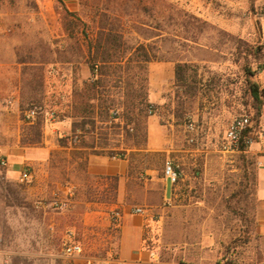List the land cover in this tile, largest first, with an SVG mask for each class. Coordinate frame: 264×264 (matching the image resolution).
I'll return each instance as SVG.
<instances>
[{
    "label": "rangeland",
    "instance_id": "374dc122",
    "mask_svg": "<svg viewBox=\"0 0 264 264\" xmlns=\"http://www.w3.org/2000/svg\"><path fill=\"white\" fill-rule=\"evenodd\" d=\"M73 3L0 0V60L26 63L20 70L0 68V264H85V257L104 259L118 245L119 228L112 226L111 216L121 210L106 208L113 194L86 185L84 153L71 158L53 153L48 181L41 185L34 177L11 180L1 163L2 148L41 141L44 115L29 126L24 124L28 109L42 105L55 117L70 115V88L59 90L58 71L65 62L74 65L76 89L101 80L92 116L98 123L79 127L77 143L124 158L127 149L146 146L148 119L161 117L180 132L186 150H198L193 157L186 153V207L166 218L160 214L156 223L153 247L161 259L170 264H256L257 165L248 153H223L221 144L235 117L254 115L247 70L262 67L264 0ZM99 33L103 40L111 33L116 42L112 63H99L102 75L93 77L88 58ZM176 63L189 65L184 82L176 80ZM143 83L145 100L138 97ZM257 131L252 143L259 139ZM23 171L33 174L29 166ZM29 186L43 190L29 191ZM60 201L67 202L64 209L55 204ZM95 204L104 205L98 209ZM92 210L108 217L110 241L102 226L86 224ZM68 241L82 245L80 258L62 256Z\"/></svg>",
    "mask_w": 264,
    "mask_h": 264
},
{
    "label": "crops",
    "instance_id": "0c3cea01",
    "mask_svg": "<svg viewBox=\"0 0 264 264\" xmlns=\"http://www.w3.org/2000/svg\"><path fill=\"white\" fill-rule=\"evenodd\" d=\"M67 6L73 5L74 0H63ZM26 63L15 60L1 61V69H12L24 66ZM60 91L70 88V102H73V91L77 88L75 68L72 62L61 63ZM57 72V74H59ZM70 80V84H69ZM255 80L264 87V51L262 53V67L256 74ZM70 85V87H69ZM163 84L160 85L162 87ZM62 93V92H61ZM65 97H62L64 100ZM70 106L67 107V109ZM68 112V111H67ZM161 117H150L147 121V142L145 147H134L126 150L124 158H114L107 153H99L94 150L97 147L77 143L80 135L79 129L74 130V123L82 121V117L62 116L50 119H41L42 138L34 144H21L7 146L1 149V154L6 161V172L11 180L17 179L25 166L33 168V174L38 185L48 181L49 166L52 154L61 152L71 158L73 154L84 153L85 165L83 170L86 185L102 191L105 194H113L109 202H105L106 208H115L122 212V223L119 227L118 245L114 249L118 258L125 264H144L149 258L150 248L154 245V233L156 223L146 221L142 217L134 215L132 208L144 206L151 208L154 212L166 218L175 214L177 208L186 207V153L187 156H195L197 149L186 150V145L180 139L178 132L171 121L163 124ZM98 123V118L93 117ZM33 121L24 122L29 126ZM173 122V120H172ZM258 129V140L248 148V157L254 159L256 168V210L254 221V246L256 253V264H264V106L260 117ZM75 135V136H74ZM74 136V138H73ZM73 138V139H72ZM63 140V143L60 142ZM122 150L121 147L118 148ZM135 153V156L131 155ZM171 159L180 167L181 179L178 184H173L164 177V161ZM82 187L85 184H76ZM57 187L65 190L58 183ZM40 189L39 186L30 187L28 190ZM88 203H93L92 201ZM98 205L100 209L104 204ZM172 207V208H169ZM182 212V216H184ZM166 214V215H165ZM86 224L88 226H102L104 235L111 240L112 230L108 217L99 210L86 213ZM160 222V221H159ZM158 222V223H159ZM159 225V224H158ZM111 244V242H110ZM113 250V248H111ZM109 253V252H108ZM107 253V256H108ZM83 252L77 256L81 257ZM82 259V258H81ZM96 259L87 256V261ZM163 261V260H162ZM163 264H170L164 262Z\"/></svg>",
    "mask_w": 264,
    "mask_h": 264
},
{
    "label": "trees",
    "instance_id": "16d2710c",
    "mask_svg": "<svg viewBox=\"0 0 264 264\" xmlns=\"http://www.w3.org/2000/svg\"><path fill=\"white\" fill-rule=\"evenodd\" d=\"M103 33H99V37L96 40L94 51L91 54V49L89 50V67L92 72L93 77L97 75L99 72V63H112L113 54L111 48L114 46L116 40L111 37V33L107 37H104ZM143 49V47H140ZM100 51H102L100 55ZM102 61H99L98 59ZM148 58V57H147ZM189 65L187 63H176L175 64V77L179 82H184L186 79V71L188 70ZM261 68V67H260ZM257 72L247 70V85L249 87L251 96L253 98L252 107L254 109V115L252 117V121L254 123V127L248 128L244 133L241 139L240 144V154H245L248 148L251 145V142L256 139L254 135V129L260 125V117L262 114V108L264 106V87L259 84L254 78H256ZM98 75H102V73H98ZM144 83L147 82V77L142 79ZM143 83V84H144ZM101 85V80L94 79L91 82H84L81 89H75L73 93V103H72V111L69 116L71 117H82V121L79 123H74V130L81 127L84 128L87 124H94L93 115L95 113V100L98 99L99 95V86ZM142 100H145L147 96V86L144 84L141 88L140 95ZM75 136V135H74ZM73 136V138H74ZM72 138V139H73ZM79 139V136H78ZM63 143V140H60ZM24 143H36L34 141H24ZM111 156L115 155L114 152L109 153Z\"/></svg>",
    "mask_w": 264,
    "mask_h": 264
},
{
    "label": "built area",
    "instance_id": "2783aa9c",
    "mask_svg": "<svg viewBox=\"0 0 264 264\" xmlns=\"http://www.w3.org/2000/svg\"><path fill=\"white\" fill-rule=\"evenodd\" d=\"M43 114L44 117H50V119L55 118V112L46 111L42 105H35L28 109L25 113L26 119L28 121L35 120L39 115ZM117 118V117H115ZM254 123L249 115H241L235 117L228 129L225 132L223 141L221 144V150L223 153L234 154L240 152L241 139L243 133L248 129L252 128ZM189 129L191 131L195 130L194 125H190ZM193 141V139L191 140ZM252 144V142H251ZM114 158H122L119 155H115ZM6 165V161L1 162ZM164 177L169 179L174 185L178 184L181 179V171L178 165L174 164L173 161L167 160L163 169ZM31 178V174L27 171H23L20 175L21 181H27ZM57 207L64 209L67 206V202L60 201L55 203ZM132 213L134 215L142 217L146 221H152L158 223L160 220V214L154 212L149 207L135 206L132 208ZM122 213L120 211H114L111 216V224L115 229H118L122 223ZM1 244V240H0ZM83 252L82 245L76 241H68L64 244L62 249V256L66 259H75ZM86 264H125L124 261L118 258L114 250L108 253V256L104 259L87 261ZM144 264H163L161 256L157 251L154 250L152 246L149 251V258ZM184 264H202V263H184Z\"/></svg>",
    "mask_w": 264,
    "mask_h": 264
}]
</instances>
